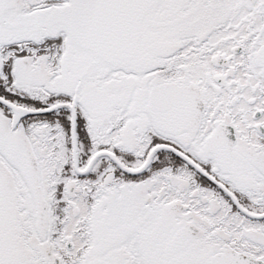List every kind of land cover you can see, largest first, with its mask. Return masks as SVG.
Here are the masks:
<instances>
[{
  "label": "snow or ice",
  "instance_id": "obj_1",
  "mask_svg": "<svg viewBox=\"0 0 264 264\" xmlns=\"http://www.w3.org/2000/svg\"><path fill=\"white\" fill-rule=\"evenodd\" d=\"M0 264H264V0H0Z\"/></svg>",
  "mask_w": 264,
  "mask_h": 264
}]
</instances>
